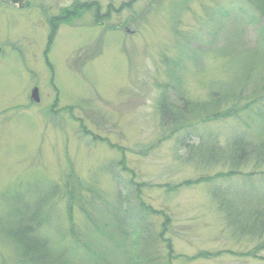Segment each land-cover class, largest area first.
<instances>
[{"label": "rangeland", "instance_id": "374dc122", "mask_svg": "<svg viewBox=\"0 0 264 264\" xmlns=\"http://www.w3.org/2000/svg\"><path fill=\"white\" fill-rule=\"evenodd\" d=\"M25 1L0 0V264H18L7 230L21 208L11 196L26 187L44 197L37 232L65 263L98 264L82 241L102 264H264L263 237L230 225L210 192L233 193L232 209L262 202L264 164L230 171L183 143L214 134L222 148L234 130L264 141V100L221 113L233 93L239 104L264 93V34L246 1ZM183 98L206 104L188 117L195 135L184 125L162 139L159 102ZM136 212L129 226L122 215Z\"/></svg>", "mask_w": 264, "mask_h": 264}, {"label": "trees", "instance_id": "16d2710c", "mask_svg": "<svg viewBox=\"0 0 264 264\" xmlns=\"http://www.w3.org/2000/svg\"><path fill=\"white\" fill-rule=\"evenodd\" d=\"M245 1L247 6L249 7L251 21H260L261 29L259 31L260 34L263 35L264 28L262 24L264 23V0ZM236 93H233L234 95L232 94V96H234L233 98L235 99V101H233L230 105L225 108L224 111L221 112L222 115L226 114L228 117H232L235 115L234 113L236 111L238 112L242 108L254 106L258 102H262V100H264V93L257 95L253 94L252 98L246 100L242 104H239L241 97H239V93ZM164 94H168V92L162 91L161 95ZM227 96H229V94ZM183 100L184 101L182 102L177 101V103L176 101L172 102V100L170 99H168L166 103L159 102L158 110L161 115V126L162 130L165 129V134L161 136L162 139H167L169 137V134H173L176 128L184 127V125L189 126L188 128L183 129L185 130V135L187 137L192 138V136L195 135V125L192 122H188L190 121L188 120V117L192 116L193 121L197 120L199 116L198 114L206 109V104L203 103L201 104L202 106H200L195 103H192L186 98H183ZM220 101L221 99L217 100V97L213 96L211 98L212 111L206 109L205 114L209 111L210 115L214 116L215 118L216 114L220 112L217 109V106ZM259 116L264 121V111L259 113ZM211 135L213 136L211 139L206 137H200L199 142L195 144H193L192 140H186L185 143L183 141H180L181 139H179L177 140V142H179V144L183 142L186 146L189 145L190 150L192 149L190 154L192 152H195L196 155L202 160V162H206L204 164L213 163L215 161H219L220 159L227 160V162L231 166L229 168L230 171L231 169L232 171H238L237 168L240 166V164L242 162L249 161L250 159L254 160V162H256L255 164H258L259 162L261 164H264V141L255 143L251 139H246L244 136L246 134H244L242 131L234 130L228 138L227 145L221 146L222 148H219L220 146L215 143L217 141V136L214 134ZM137 185L136 190H140ZM14 191L16 192L11 196V200L14 202V204L18 205V207L21 208L17 211L19 217L16 226H13L12 230H10L11 228L7 230V236L10 238V240L13 241V244L16 247L15 253L18 258V264H69L62 262L60 255L58 256L50 253L47 249V242L44 241V239H42L40 237V234L37 232L41 221L49 215L48 212H45V216L41 217L40 213H38L40 212L39 207H41V202L44 200V197L40 196L38 200H32L30 198V194H38V192L31 191L28 187H26V191H23L21 189H17ZM210 192L211 195L219 201L218 207L224 212V215L230 225L234 226L236 230L238 229L241 233H247L263 237L262 241L264 246V199L261 200L262 202L260 203H243L246 207L241 206V208L237 207L235 209H232L229 203L234 202L229 200V198H232L229 196L233 195V193L226 194L219 188H217L216 190H211ZM69 196H73V193ZM262 197H264V194L260 198ZM248 198V202H253V195L252 198ZM13 199H15V201ZM66 201L68 204L67 207L69 211L70 206L74 204V201L72 197H67ZM82 201V198H80L77 205L80 207L82 212H86L81 206ZM138 205L142 207V203H139ZM30 206L33 207V211L29 209ZM255 208L256 210H254ZM241 209L243 211H241ZM138 213L139 212H136V217L134 218L130 217L126 213L123 214V217L127 216L129 218V226L137 222ZM232 215L234 217H231ZM247 224H251L252 228H247ZM253 227L255 228V230H253ZM78 240L80 241L79 237ZM80 242L87 250V254L92 255L91 257L93 259H96V263L102 264V261L105 262V257L100 256L98 248L94 250L92 249V245L90 246L86 242ZM141 256H143V253ZM142 260H144V258H136L134 264H142Z\"/></svg>", "mask_w": 264, "mask_h": 264}, {"label": "flooded vegetation", "instance_id": "af4514ba", "mask_svg": "<svg viewBox=\"0 0 264 264\" xmlns=\"http://www.w3.org/2000/svg\"><path fill=\"white\" fill-rule=\"evenodd\" d=\"M1 3L5 4V5L7 4V5H10V6L16 4L20 8H22V6L28 7V2L25 1V0H1ZM61 10H63L64 12L67 11V10H65L64 7H62ZM53 16L54 15H52V16H50V17L47 18L48 25H50L51 23L54 22V20H53L54 17ZM1 52H3V51H2V48L0 47V53Z\"/></svg>", "mask_w": 264, "mask_h": 264}, {"label": "water", "instance_id": "95a60500", "mask_svg": "<svg viewBox=\"0 0 264 264\" xmlns=\"http://www.w3.org/2000/svg\"><path fill=\"white\" fill-rule=\"evenodd\" d=\"M31 96L37 101L38 97H37V90L34 88L31 92Z\"/></svg>", "mask_w": 264, "mask_h": 264}]
</instances>
